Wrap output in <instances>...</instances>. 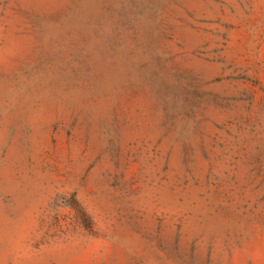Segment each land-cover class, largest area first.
Returning a JSON list of instances; mask_svg holds the SVG:
<instances>
[{
    "label": "rangeland",
    "instance_id": "1",
    "mask_svg": "<svg viewBox=\"0 0 264 264\" xmlns=\"http://www.w3.org/2000/svg\"><path fill=\"white\" fill-rule=\"evenodd\" d=\"M0 264H264V0H0Z\"/></svg>",
    "mask_w": 264,
    "mask_h": 264
}]
</instances>
